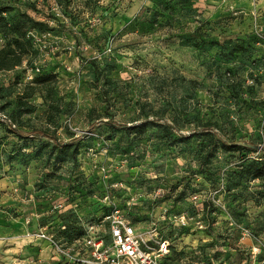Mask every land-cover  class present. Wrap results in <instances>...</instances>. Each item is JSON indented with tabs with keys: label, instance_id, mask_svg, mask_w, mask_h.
Masks as SVG:
<instances>
[{
	"label": "rangeland",
	"instance_id": "obj_1",
	"mask_svg": "<svg viewBox=\"0 0 264 264\" xmlns=\"http://www.w3.org/2000/svg\"><path fill=\"white\" fill-rule=\"evenodd\" d=\"M0 8V49L14 50L0 61V264H60L38 235L61 238L60 212L91 220L103 200L169 242L163 264H264V154L203 129L264 148V0Z\"/></svg>",
	"mask_w": 264,
	"mask_h": 264
},
{
	"label": "built area",
	"instance_id": "obj_2",
	"mask_svg": "<svg viewBox=\"0 0 264 264\" xmlns=\"http://www.w3.org/2000/svg\"><path fill=\"white\" fill-rule=\"evenodd\" d=\"M103 203L109 208L103 219L99 223L84 224L85 234L72 243L53 240L46 231L38 235L50 242L60 264H163L170 252L169 242L158 239L153 231L144 237L129 211L111 200ZM56 208L60 210L63 206L59 204Z\"/></svg>",
	"mask_w": 264,
	"mask_h": 264
},
{
	"label": "trees",
	"instance_id": "obj_3",
	"mask_svg": "<svg viewBox=\"0 0 264 264\" xmlns=\"http://www.w3.org/2000/svg\"><path fill=\"white\" fill-rule=\"evenodd\" d=\"M3 9V8H0ZM3 20V18H2ZM13 54L14 55V50H12L11 46L9 47H5L3 49H0V61H1V65L2 67L7 66V64H5L4 58L7 54ZM13 65H17V63L13 64ZM150 121V120H149ZM154 122V120H152ZM7 123V121H5ZM106 125H108L109 127L118 130V131H129L131 130V127L129 126L128 123H120V122H116L114 120H109L105 123ZM96 127V123H93L89 129L93 130ZM168 127L173 128L172 126L168 125ZM9 129L12 133H15L16 135H18L21 138H25L26 135L22 132L19 131L15 128L12 127V124H9ZM204 130H208V131H212V141L216 142L218 141L223 148L227 149V150H231V151H257L260 150V152H262L264 154V148L259 149V146L252 144V143H248V142H243V141H235V140H230L228 138H226L223 134H221V132L217 131L215 124H211V123H207L204 125L203 127ZM32 135H36V136H40L43 138L48 139L49 141H51L54 146L58 147V148H65L69 145H74V144H78L80 141V137L77 138H73L68 142L59 140L57 138V136L55 134H51L47 131L44 130H34ZM211 156V151L208 152L207 156L204 159V163H206L209 158ZM254 176L256 178H262L264 176V165L262 168H258L256 167L254 170ZM102 203V201H101ZM109 208L107 205L105 204H100L99 207V211L102 212L100 214V216H96L94 219L91 220H83V218L81 216H74V224L68 223L65 219H66V215L65 212H60V216H59V222H60V226H58V229H61L59 234H61V238H57V240H59L62 243H72L74 242V240L82 238L83 235L85 234V230H84V224L86 223H99L103 217L106 215L105 213L108 212ZM131 215V214H130ZM132 216V215H131ZM134 218V222L136 221V218ZM64 227V228H63Z\"/></svg>",
	"mask_w": 264,
	"mask_h": 264
},
{
	"label": "water",
	"instance_id": "obj_4",
	"mask_svg": "<svg viewBox=\"0 0 264 264\" xmlns=\"http://www.w3.org/2000/svg\"><path fill=\"white\" fill-rule=\"evenodd\" d=\"M259 149H261V147L259 146Z\"/></svg>",
	"mask_w": 264,
	"mask_h": 264
},
{
	"label": "crops",
	"instance_id": "obj_5",
	"mask_svg": "<svg viewBox=\"0 0 264 264\" xmlns=\"http://www.w3.org/2000/svg\"><path fill=\"white\" fill-rule=\"evenodd\" d=\"M56 258V257H55ZM57 259V258H56ZM58 260V259H57ZM59 262V261H58Z\"/></svg>",
	"mask_w": 264,
	"mask_h": 264
}]
</instances>
